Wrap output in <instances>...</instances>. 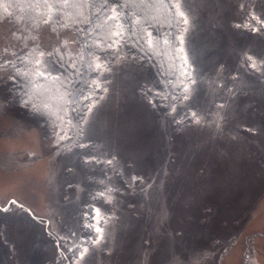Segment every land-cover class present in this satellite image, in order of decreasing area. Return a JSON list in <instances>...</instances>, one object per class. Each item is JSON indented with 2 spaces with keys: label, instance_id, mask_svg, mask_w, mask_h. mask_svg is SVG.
Returning <instances> with one entry per match:
<instances>
[{
  "label": "rangeland",
  "instance_id": "obj_1",
  "mask_svg": "<svg viewBox=\"0 0 264 264\" xmlns=\"http://www.w3.org/2000/svg\"><path fill=\"white\" fill-rule=\"evenodd\" d=\"M181 11V54L212 81L183 106L153 109L144 66L122 48L97 74L83 136L42 154L35 129L6 115L0 83V264H65L61 245L87 238L85 207L101 210L90 224L103 239L73 264H264V0H187ZM187 109L200 123L182 119Z\"/></svg>",
  "mask_w": 264,
  "mask_h": 264
},
{
  "label": "trees",
  "instance_id": "obj_2",
  "mask_svg": "<svg viewBox=\"0 0 264 264\" xmlns=\"http://www.w3.org/2000/svg\"><path fill=\"white\" fill-rule=\"evenodd\" d=\"M119 3L121 0H108L107 4L103 0H92L90 3L72 0L67 5H50L39 0H0V63L15 65L0 69V83L6 87L5 113L12 118L25 119L35 129L42 154L52 152L61 144L71 145L70 142L79 133V116L71 109L75 107L87 112L85 105L90 107L101 92L97 82L91 88L85 84V81L89 84L96 81L98 74L87 69L86 65L91 61L94 67L99 62L95 59L97 55L103 58L112 51L106 46L111 42L110 37L115 39L111 36L114 31L124 30L123 48L132 59L135 57L133 60L144 66L153 92L150 96L143 93L153 109L162 110L167 102L176 104L181 100V89L188 83L183 72L185 67L188 71L189 68L180 58L179 40L175 37L183 29L184 18L160 0H137L123 9L117 8L113 13L110 5ZM117 13L121 19L119 25L114 26L107 17ZM152 37L156 39L149 47L146 40ZM56 50L69 63L76 62L80 83L74 87L83 88L84 95L91 94V99L81 97L72 105L69 103L71 98L65 94L68 81L63 76L57 79L59 73L56 72L47 77L36 74L35 62L41 57L40 53L55 55ZM44 57L48 61L52 59L47 55ZM17 71L21 75L17 76ZM69 71L75 72V69ZM173 95L176 99L172 98ZM57 133L64 138L60 139ZM85 209L81 233L87 238L72 246L66 242L61 245L60 253L65 264H73L84 246L91 244L95 237L90 224L92 208L82 210ZM86 224L91 227H85Z\"/></svg>",
  "mask_w": 264,
  "mask_h": 264
},
{
  "label": "snow or ice",
  "instance_id": "obj_3",
  "mask_svg": "<svg viewBox=\"0 0 264 264\" xmlns=\"http://www.w3.org/2000/svg\"><path fill=\"white\" fill-rule=\"evenodd\" d=\"M39 2L44 3V4H50V5H56V4H69L70 2H72V0H39ZM81 3H90L92 2V0H80ZM108 0H103V3L107 4ZM137 2V0H121V3L119 4H113L110 5L111 11L113 13H116L117 8H125L127 7L129 4L131 3H135ZM161 3H167V5L169 6V8L175 9V13L176 15L183 17V23L187 24L188 20L185 17V14L183 11H181V4L182 3H187V0H160ZM108 20L113 21V25L114 26H118L120 23V19L121 16L119 13H117L116 15L113 16H108L107 17ZM47 22V21H46ZM252 31H256V29H252ZM149 37H151V33L148 34ZM112 37H115V39H111V42L107 44L106 49H111L112 51L108 54L105 55L103 58H101V56L97 55L96 56V60L99 61L98 63L94 64L93 67V63L90 61L87 65L86 68L87 69H91L93 71H97L99 73V76H104L105 72H109L111 73L112 69L110 67H108V64L112 61V59L114 58L117 62L122 58L120 55V50L125 46L122 41L124 40V30L120 29L117 31H114L111 34ZM177 40H179L180 44L183 45L184 43V38H183V33H180L179 35H177L175 37ZM156 39L155 37H152L149 40H146V43L148 44L149 47H151L152 45V40ZM66 45V42H64ZM165 43H167V40H165ZM106 49H102L101 51H105ZM181 53L183 52V48L180 49ZM49 56L52 57V59L50 61H41V60H36V74L42 77H47L49 75H53L54 72L59 73L56 78L60 79L61 76H63L67 81H68V87L65 90V94L67 97H70V101L69 103H71L72 105H75L77 103V101L83 97L84 100H89L91 99V94L89 95H84V89L83 88H75L74 85L79 84L80 83V73H79V68L77 67V64L75 61L69 63L66 59L65 56L60 54L58 52V50L55 51V55H53V53H47L45 54L44 52L40 53L41 57L44 56ZM181 59H184L182 56L180 57ZM133 59H135V57H133ZM247 61H252L253 57L248 56L245 58ZM188 64L187 59H184V65L186 66ZM15 67V65H8L7 62L4 63H0V69L5 68V67ZM53 66H56L55 68ZM223 65L220 66V68L217 69V73H219L221 70H223ZM250 67H254V64L250 65ZM70 69H75V72H70ZM62 70V71H61ZM16 75L19 76L21 75V73L19 71L16 72ZM183 77L184 79L188 82L186 84H184L183 88L181 89V106H183V101H187L189 99H191V97L193 95H195L200 89L199 88H193L191 87L192 85H198V84H203L205 82L207 83H212V81H205V79L202 76H193L191 72H189L187 70V68L185 67V71L183 72ZM230 78L235 79L236 76L235 74H230ZM10 80H12V77H9ZM96 81L93 80L91 82V84L88 83V81H85V84L88 85L89 88H91L92 84H95ZM183 83V81H182ZM97 87H99L97 85ZM217 87H227L224 83V79L221 78L218 80L217 82ZM104 91H107V89L105 88ZM228 91H231V88H228ZM208 95L211 96L212 93L209 90ZM173 99H176V96L173 95L172 97ZM27 103V101H25V104ZM85 107L87 108V112H84L83 109L77 110L75 107H73L71 109L72 112L77 113V115L79 116V120L77 121V126L80 128L81 130V136H83L84 132H83V125L85 123H87V116L89 113H91L92 108L85 105ZM215 107L217 109H223L225 108V103L224 102H219L215 104ZM176 106L173 105L170 108V113L175 111ZM190 117L195 118L194 122L195 123H200L201 121V116H199L196 112H192L190 109H187L185 111L184 116L182 117V119H188ZM177 123H180V121H176ZM69 123H72V121H69ZM65 137L67 136V132H65ZM57 136L60 139H63L64 137H60L59 133H57ZM70 138V137H69ZM80 148H86L89 147L88 143H79L78 145ZM96 157H84V161L85 163H87L89 160H95ZM99 162H103V161H97ZM108 164L112 163V160L109 159L106 161ZM133 181H135L137 179V177H133L132 178ZM103 193L102 192H98L96 194L97 197L102 196ZM3 211H6V209H4ZM92 211L95 212V216H93V219H97V222L99 223L100 219H103V216L101 214V210L96 208V209H92ZM85 227H91L90 225H85ZM95 232L96 233H100V236H97L94 238V240L92 241L93 243H99V241L101 239H103V229L101 227H95ZM88 249L85 248L83 250V252L80 253V259L82 260L84 258V256L87 254ZM249 264H254V262L250 261Z\"/></svg>",
  "mask_w": 264,
  "mask_h": 264
}]
</instances>
